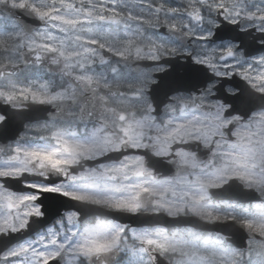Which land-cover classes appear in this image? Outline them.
I'll list each match as a JSON object with an SVG mask.
<instances>
[{"label": "snow or ice", "instance_id": "obj_1", "mask_svg": "<svg viewBox=\"0 0 264 264\" xmlns=\"http://www.w3.org/2000/svg\"><path fill=\"white\" fill-rule=\"evenodd\" d=\"M0 264H264V0H0Z\"/></svg>", "mask_w": 264, "mask_h": 264}]
</instances>
